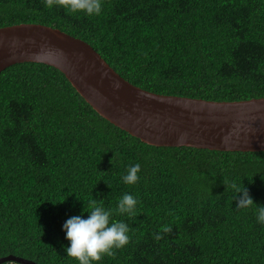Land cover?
I'll list each match as a JSON object with an SVG mask.
<instances>
[{"label":"trees","instance_id":"1","mask_svg":"<svg viewBox=\"0 0 264 264\" xmlns=\"http://www.w3.org/2000/svg\"><path fill=\"white\" fill-rule=\"evenodd\" d=\"M102 3L100 16H88L45 0H0V28H58L151 92L264 97V0ZM136 163L141 179L124 184ZM225 178L264 205V151L154 147L102 117L55 67L25 62L0 74V258L77 264L63 224L87 218L93 199L115 208L130 193L136 215L114 219L129 224L131 242L102 264H264V225L255 208L236 209Z\"/></svg>","mask_w":264,"mask_h":264},{"label":"water","instance_id":"2","mask_svg":"<svg viewBox=\"0 0 264 264\" xmlns=\"http://www.w3.org/2000/svg\"><path fill=\"white\" fill-rule=\"evenodd\" d=\"M101 56L90 43L55 27L0 28V74L25 62L55 67L102 117L147 144L264 151V97L215 101L151 92L125 79ZM7 261L37 264L13 255L0 258V264Z\"/></svg>","mask_w":264,"mask_h":264},{"label":"clouds","instance_id":"3","mask_svg":"<svg viewBox=\"0 0 264 264\" xmlns=\"http://www.w3.org/2000/svg\"><path fill=\"white\" fill-rule=\"evenodd\" d=\"M46 6L51 8L55 4L65 7L67 10L83 12L88 16H100L103 12L102 0H45ZM185 137H180L183 142ZM141 165H130L127 174L121 177L126 185H135L140 179ZM228 190L235 193L237 201L236 209L244 210L255 208L256 221L264 225V205H257L249 190L236 180L224 179ZM242 193V195H241ZM140 201L130 193H125L117 202L115 208L105 207L96 199L89 202L90 211L87 218L84 214L75 215L67 219L63 224L66 239L70 246H65L67 257L74 258L77 264H102L105 256L115 255V250L126 247L131 242V229L124 220L114 219L115 215L133 217L137 213ZM169 226H164L163 233L170 232ZM154 239H163L161 233H154Z\"/></svg>","mask_w":264,"mask_h":264}]
</instances>
